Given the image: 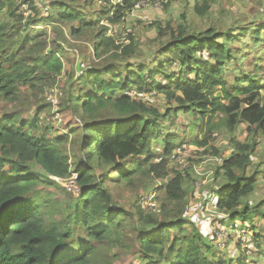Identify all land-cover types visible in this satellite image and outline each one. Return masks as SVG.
I'll use <instances>...</instances> for the list:
<instances>
[{
  "label": "trees",
  "instance_id": "16d2710c",
  "mask_svg": "<svg viewBox=\"0 0 264 264\" xmlns=\"http://www.w3.org/2000/svg\"><path fill=\"white\" fill-rule=\"evenodd\" d=\"M141 1L0 0V264H117L111 259L122 251L126 258L120 264H232L215 253L193 219L178 215L175 207H183L190 174L176 159L182 155L175 148L183 135L164 134L165 114L145 93L156 90L189 117L208 115V132L215 127L211 117L222 115L230 131L245 123L250 132L264 134V84L252 72L240 71L231 82L225 75L227 65L240 61L233 39L251 35L263 43L264 19L237 30L196 32L181 23L161 28L155 22V49L145 61L132 62L142 57L135 36L129 34L126 44L109 33L107 24L120 23ZM194 9L205 16L210 2ZM46 24L55 30L52 39L48 27L39 28ZM73 39L88 42L83 52L99 61L76 66L77 74L71 65L65 71L62 104L77 118L72 128L76 143L57 128L53 135L39 109L35 114L13 109L24 95L63 76L68 51L63 43ZM160 139L163 151L155 146ZM195 141L205 146L208 137ZM232 142L237 151L222 159L225 181L217 190L216 207L233 220L245 219L256 209L244 204L254 190L248 173L253 149ZM170 163L176 168L171 170ZM75 174L78 194L62 186ZM138 176L163 180L156 188L164 190L157 208H143L144 195L135 208L115 200L108 185L123 179L132 186Z\"/></svg>",
  "mask_w": 264,
  "mask_h": 264
},
{
  "label": "rangeland",
  "instance_id": "374dc122",
  "mask_svg": "<svg viewBox=\"0 0 264 264\" xmlns=\"http://www.w3.org/2000/svg\"><path fill=\"white\" fill-rule=\"evenodd\" d=\"M113 1L116 3V0ZM207 1L210 2L208 14L199 16L194 7L197 3L204 2V0H155L154 3L142 0L130 13L126 14L120 23L113 24L106 20L110 28L109 33L115 34L119 39H126V44L130 43V38H127L129 34L134 35L136 42H138L137 52L142 57L139 60L133 58L132 62H138L140 60L145 61L151 51L155 49L154 43L151 42L152 38L159 35V28H157L155 22H161V28H165L164 26L168 22L173 25L181 23L196 32L209 27H214L218 31L237 30L241 25L246 27L248 22L255 25V23H260L264 19V0ZM44 27L49 28L48 38L52 39L56 36L55 30L50 24L42 25L39 28ZM168 38L169 36L163 39ZM156 44H160V41H157ZM231 44L237 50V57L240 61H238V64L232 62L231 66L227 65L228 69H226L225 75L229 82L240 71H244L257 75L260 84L263 85L264 42L255 43V39L251 35H246L243 38H234ZM86 45H88V42L74 41V39L72 43H63V46L68 50L64 55L66 68L62 73L63 76L57 77L53 84H48L45 88L37 90L35 94L24 95L13 106V109L19 111L32 110L33 114L39 109L37 113L40 114L42 123L53 126L54 130L51 131L53 135L57 134L55 130L57 128L60 131L59 133L68 134L74 143H76V140L72 128L75 126L77 118L72 114L71 108L62 104L66 100V81L68 80L65 71L71 65L75 74H77L76 66L84 68L87 64L99 63L94 56L89 57L83 52ZM204 55L207 56L206 51ZM84 57L88 58L83 60ZM256 62L258 65H255ZM149 65H151L150 62ZM149 75V73H146L145 77ZM157 78L161 79L160 76H157ZM162 84L164 83L162 82ZM262 93L261 103L264 104V88ZM155 94L156 90L145 93V98L153 103L152 105L159 107L161 112L165 114L162 119L164 134L175 132L179 137L183 135L182 140H179L180 143L177 144L178 146L176 145L177 147L175 146V149L177 153L178 151L186 153L185 163L180 169L184 174L190 171L185 181L188 196L183 200L182 208L175 207L178 215L185 214L193 219L202 230L205 240L214 245L215 253L217 250L218 254L230 263L264 264V134L250 132L245 123H240L235 126L234 130L230 131L223 124L222 115L211 117L215 127L212 132H208V125L206 124L208 115L203 118L189 117L183 111L176 109L175 104L169 103L164 96ZM32 116H29V118L32 119ZM199 116L201 115L199 114ZM206 136L208 137V144L205 146L195 141L196 137L204 141ZM232 139L245 145H252L253 150L251 149V163L248 173L253 175L254 190L245 196L246 202L244 204L249 203L252 208L256 207V209H252L250 217L235 220L231 218L230 213H225L216 207L217 190L225 181L222 176L224 171V160L222 159L237 151L236 143L234 144ZM155 144L158 151L164 150L162 139ZM213 146H216L221 153H213ZM65 147L72 160L74 154L69 152L70 145L66 143ZM205 151L208 152V155L205 154ZM176 159H180V157ZM189 166H191V170ZM169 167L171 170L176 168L173 163H170ZM217 171H219V175H216ZM170 175H173V172ZM113 176L116 178L115 174ZM68 179L62 180L64 188H66L64 184L68 182ZM162 184V179L154 181L151 177L138 176L132 186L127 185V182L123 179L112 182L108 186L112 189L115 200L125 206H135L139 197L144 195L143 197H150L151 204L155 209L162 203V197H164V190L156 189ZM53 190L56 197L62 196L60 189L55 190L54 187ZM153 190L156 193H152ZM156 194L158 195L157 199H155ZM145 202H148V199ZM141 205L146 206L142 202ZM122 252L123 254L119 252L116 257L113 256L112 262L123 263L126 255L124 251Z\"/></svg>",
  "mask_w": 264,
  "mask_h": 264
},
{
  "label": "built area",
  "instance_id": "2783aa9c",
  "mask_svg": "<svg viewBox=\"0 0 264 264\" xmlns=\"http://www.w3.org/2000/svg\"><path fill=\"white\" fill-rule=\"evenodd\" d=\"M26 7V8H23V7ZM22 9L25 11V13L26 14H28V12H30L29 10H28V5L26 4H23V6H22ZM178 153H180L179 151H178ZM185 154L186 153H184L183 151H182V155H178V157H180V159H178L181 163H182V167H183V165H184V163H185V160H184V157H185ZM177 157V158H178ZM64 186L69 190V191H72V192H74V193H76V194H78L79 192H80V189H79V186H78V184H77V182L75 181V178H71V179H68V182L66 183V184H64ZM150 198V197H149ZM148 197H143L142 198V200H141V202L143 203V204H146V206H142L143 208H145V209H150V208H152L153 206H152V204H151V201L152 200H150ZM146 199H148V202H145V200Z\"/></svg>",
  "mask_w": 264,
  "mask_h": 264
},
{
  "label": "clouds",
  "instance_id": "9594fccd",
  "mask_svg": "<svg viewBox=\"0 0 264 264\" xmlns=\"http://www.w3.org/2000/svg\"><path fill=\"white\" fill-rule=\"evenodd\" d=\"M183 152H184V151H183ZM74 176L76 177V175H74ZM74 176H73V178H75ZM70 179H71V178H70ZM75 181H76V180H75ZM71 192H72V191H71ZM75 194H76V193H75Z\"/></svg>",
  "mask_w": 264,
  "mask_h": 264
}]
</instances>
